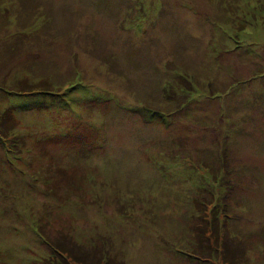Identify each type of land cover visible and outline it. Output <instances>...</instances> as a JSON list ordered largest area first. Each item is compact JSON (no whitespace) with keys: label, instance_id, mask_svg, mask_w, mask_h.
Returning <instances> with one entry per match:
<instances>
[{"label":"rangeland","instance_id":"rangeland-1","mask_svg":"<svg viewBox=\"0 0 264 264\" xmlns=\"http://www.w3.org/2000/svg\"><path fill=\"white\" fill-rule=\"evenodd\" d=\"M0 133V264H264V0H0Z\"/></svg>","mask_w":264,"mask_h":264},{"label":"trees","instance_id":"trees-1","mask_svg":"<svg viewBox=\"0 0 264 264\" xmlns=\"http://www.w3.org/2000/svg\"><path fill=\"white\" fill-rule=\"evenodd\" d=\"M55 89L54 86L47 80H40V81H27V80H19V82L17 83V85L12 89L10 90L11 92H32V91H40V92H47V91H51ZM165 93L168 95V96H174L173 95V91H172V88L171 90H169V88H166L165 89ZM6 115V111H4L2 113V118H4ZM9 128V127H8ZM7 128V129H8ZM1 136H3L2 133H0ZM225 215V214H224ZM225 217H227L225 215ZM222 225V224H221ZM218 225L217 226H213V229L215 230H212L213 232L217 231ZM224 227V223H223V226ZM221 227V228H222ZM204 231V230H203ZM212 231L210 232L212 234ZM218 233V232H217ZM215 235V240L217 241L218 239V236L219 235ZM209 239H211L209 237ZM225 242L222 243V248H221V251H222V257L225 261L224 264H238L239 260L234 257V256H230V254H228V250H233V249H229L228 246L226 244H224ZM59 246V245H58ZM53 247L54 250L56 252H58L63 258H65L67 260V257L69 256L71 259H73L74 261H77V262H80V263H83V264H86V261L83 260V259H80L79 257H77L76 253L74 254V252L72 250H69V249H64V248H60V247ZM225 247H227L228 250H225ZM234 251V250H233ZM226 252V253H225Z\"/></svg>","mask_w":264,"mask_h":264}]
</instances>
